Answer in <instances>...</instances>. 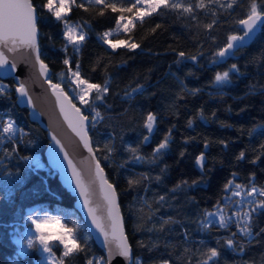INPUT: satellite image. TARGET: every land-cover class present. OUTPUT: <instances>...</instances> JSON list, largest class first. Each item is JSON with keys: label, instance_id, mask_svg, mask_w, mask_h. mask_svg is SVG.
I'll return each instance as SVG.
<instances>
[{"label": "trees", "instance_id": "16d2710c", "mask_svg": "<svg viewBox=\"0 0 264 264\" xmlns=\"http://www.w3.org/2000/svg\"><path fill=\"white\" fill-rule=\"evenodd\" d=\"M45 2L34 0L40 58L50 69L51 81L75 96L68 76H60L66 72L63 60L69 58L73 69L80 63L82 77L91 83L109 82L104 100L95 102L103 119L89 125V136L93 149H99L96 157L108 181L116 187L133 261L138 257L140 264H197L215 247L220 255L209 264H264V213L257 214L252 237L237 234L235 248L226 244L230 234L237 232L235 225L228 229L202 226L204 213L214 210L218 201L223 204L228 180L248 185L255 173L256 186H264V29H258L234 56L219 63L215 56L230 33L242 34L236 21L243 18L247 0L230 14L220 10L218 18L201 9L195 20L188 13L163 9L143 23L135 21L132 32L112 36L140 47L115 50L101 36L116 26L120 13L105 8L101 16L102 6L77 0L87 8L73 7L69 14L70 22L86 33L79 52L71 45L63 51V22L41 8ZM107 2L129 6L127 0ZM213 19H217L213 28H206ZM179 52L196 55L197 60L180 58ZM232 64L238 71L230 69ZM224 71H230L229 81L215 83V74ZM3 81L10 87L0 96V118L13 119L22 131L15 134V152L13 141L0 135V264H46L38 253L19 255L18 241L34 231L27 216L36 212L59 215L76 229L81 243L86 240V252L66 259L65 264L104 258L73 206L74 197L45 162L44 130L29 120L25 107L15 103L11 78ZM82 111L94 115L90 109L82 107ZM149 112L156 116L152 133L145 127ZM146 135L150 136L147 142ZM165 135H169L168 147L156 154L154 149ZM105 145L113 151H105ZM242 151L245 157L238 159ZM201 152L203 168L196 159ZM24 156L33 160L21 159ZM36 159L43 167H34ZM16 175L21 177L19 183H13ZM169 218L171 222L165 224ZM53 250L57 257L61 255V247Z\"/></svg>", "mask_w": 264, "mask_h": 264}, {"label": "snow or ice", "instance_id": "6c2138e0", "mask_svg": "<svg viewBox=\"0 0 264 264\" xmlns=\"http://www.w3.org/2000/svg\"><path fill=\"white\" fill-rule=\"evenodd\" d=\"M88 3L90 5L102 6L99 12L101 16L104 15L105 8L111 9L113 13H120L116 19V27L105 31L101 36L103 42L113 50L121 46L128 49L140 47L139 44L135 42L130 43L126 40H116L113 42L109 37L113 32L120 33L121 29L124 33L132 32L136 26L134 21L143 23L146 17H152L154 14L159 15L163 9L176 10L181 14L188 13L195 20L198 9L211 12L213 17L218 18V12L220 10L230 14L234 10V7H244V0H194V2H186V0H127L128 7H117L116 3H108L107 0H88ZM73 7L84 8L87 11L84 3L78 4L77 0H46L41 5V8L46 9L57 21L63 22V37L66 41L63 45V51L65 52H67L69 45L72 46L74 51L79 52L80 46L86 40V33L81 26H74L69 20V14ZM124 13H129L130 15L126 17ZM38 20L39 15L34 0H0V68H7L9 71L16 69V64L9 62V58L5 54L4 49L11 52L15 51L18 46H27L34 50L41 74L46 79L48 78V65L40 59V50L37 44ZM216 22L217 19H213L205 27L212 29ZM236 23L241 26L240 31L242 34L230 33L227 36L224 46L219 48L215 53V56L221 61L234 56L235 52L241 47H244L258 29H264V0H247L244 16L238 19ZM159 27L160 25L157 24L156 28ZM156 28H153L152 31L155 32ZM178 55L183 59L191 61L197 60L196 55L186 56L184 52H179ZM63 64L66 66V72H61L60 76L62 78L66 75L68 76L70 79L69 88L73 90L75 96L70 97L61 88L60 84L52 83L51 79H47V83L56 95L57 102L60 105V112L63 114L65 121L68 122V126L79 137L84 148L87 149L94 161V176L99 181L100 190L103 193V199L106 204V217L98 215L97 208L92 206L89 198V186L85 184L76 165L69 158L67 151L64 150L61 141L55 135L52 136V139L57 145H60V151L63 152V159L67 161V167L72 173L69 183L74 184V190H77L78 195L82 198L83 206L87 209L88 215L91 218V224L103 236V242L106 247L111 242H115L116 247L115 252L110 247L108 248L109 255L107 261L103 257L88 258L85 264H111L112 259L116 255L124 258L126 261H133L132 246L129 244L124 232L123 218L120 213L116 187L108 181L104 168L101 166V161L96 157V151H99V149H93L92 140L89 136V125H94L98 120L103 119L101 112L95 107V102L104 100V94L109 92V82L105 80L103 84L91 83L88 79L83 78L78 61L75 64V69L72 68L69 58H65ZM230 69L238 71L236 64H232ZM229 76L230 71L217 72L214 77V82L217 84L227 83ZM9 87V85L0 83V96H3ZM142 87L140 85L137 86L138 89H142ZM15 91L19 94V97L26 98V103L29 105L33 104L32 98L28 94L27 86L24 83H19L15 87ZM135 91L137 89H133V92ZM125 95H128V93ZM73 99L77 100L79 105L84 109H90L94 115H91V117L85 115L82 107H78L76 103H73ZM155 121L156 116L149 112L145 121V127L149 133H152L154 129ZM18 131L22 130L17 127L13 119L8 118L5 120L0 118V135H4L8 140L13 141L14 147L12 152L16 151L15 134ZM143 139L147 142L150 136L146 135ZM168 141L169 135H165L161 143L154 149V152L159 154L161 150L166 149L168 147ZM221 143L224 142L222 141ZM104 150L111 153L113 148L105 145ZM130 151L135 153L137 149L130 148ZM12 152H9L8 155H12ZM244 157L245 153L243 151L240 152L238 159H243ZM107 158V156L104 157V159ZM21 159L25 161L33 160L30 156H24ZM136 159L139 160L142 158L137 156ZM196 159L197 164L203 168L205 154L201 152ZM34 167H43L39 159L34 161ZM18 172L19 170L17 169ZM7 175L11 176L12 173H7ZM235 175L234 173L233 176ZM251 176L252 181L248 185L237 184L234 182V179L228 180L224 188L227 191H231L232 196L225 197L226 203L224 204L218 201V206L214 212L206 211L204 213L205 222L202 226L205 229L215 225H218L221 229H228L231 225L235 224L237 232H232L226 239V244L229 248H235L237 243L235 237L238 233L246 237H252L254 235L253 226L255 224V218L257 214L264 213V186H256L254 183L255 173H252ZM20 179L21 177L16 175L13 183H19ZM132 183L133 181L130 180L129 184ZM192 183L196 184L197 182L193 181ZM242 193V199H233V197H241ZM160 199L163 200V197ZM233 205L237 206L236 210L232 211L229 215L227 210ZM27 220L30 222L31 229L34 231L18 241L21 245L20 256H28L30 252L38 253L46 261V264H65L66 259L86 252V240L84 243H81V238L77 235L76 229L68 227L59 215L52 216L45 214L38 216L35 213H31L27 216ZM169 222H171L170 218L164 221L165 224ZM261 232H264V229H261ZM255 235H258V233ZM54 247L62 248L59 257L56 256L53 250ZM243 250L244 248L241 245L240 251L242 252ZM219 255L220 253L217 248H209L207 253L204 254L205 258L197 261V264H209L210 261H214ZM133 264H140V259L137 257L133 261ZM163 264H168V262L164 261Z\"/></svg>", "mask_w": 264, "mask_h": 264}, {"label": "water", "instance_id": "95a60500", "mask_svg": "<svg viewBox=\"0 0 264 264\" xmlns=\"http://www.w3.org/2000/svg\"><path fill=\"white\" fill-rule=\"evenodd\" d=\"M255 34L250 40L254 38ZM4 51L9 58V62H14L16 64V69L9 71L7 68H0V79L11 78L15 103L17 106L25 107L29 120L35 122L44 130L47 139V145L43 151L45 162L47 166L56 173L60 184L74 197L73 206L75 210L78 212L93 242L103 252L104 259L107 261L109 255L108 248L110 247L113 252L116 251L115 242H111L106 247L103 242V236L95 229L94 225L91 224V218L88 215L87 209L83 206L82 198L78 195V191L74 190V184L69 183L72 173L67 167V161L63 159V152L60 151V145H57L52 139V136L55 135L56 138L61 141L64 150L67 151L69 158H71L76 165L85 184L89 186V198L92 202V206L97 208L98 215L106 217V204L103 199V193L100 190L99 181L94 176V161L87 149L84 148L79 137L68 126V122L65 121L63 114L60 112V105L57 102L56 95L52 92L47 83V79H50V69L48 68L49 76L46 79L40 72L39 63L36 60L34 50L27 46H18L15 51L11 52L7 49H4ZM217 62L219 63L221 60L217 59ZM19 83H24L27 86L28 94L31 96L33 104L29 105L26 103V98H21L19 94L16 93L15 87ZM111 264H133V261H126L124 258L116 255L112 259Z\"/></svg>", "mask_w": 264, "mask_h": 264}, {"label": "rangeland", "instance_id": "374dc122", "mask_svg": "<svg viewBox=\"0 0 264 264\" xmlns=\"http://www.w3.org/2000/svg\"><path fill=\"white\" fill-rule=\"evenodd\" d=\"M86 2H88V0H85ZM108 1V0H107ZM135 11V10H134ZM128 15H130L129 13H127V15H125L126 17L128 16ZM135 22V21H134ZM72 23V22H71ZM74 26L75 25H78V24H75V23H72ZM80 26V25H79ZM116 27V26H115ZM114 27V28H115ZM82 28V27H81ZM113 28V29H114ZM108 31V30H107ZM121 32H123V30L121 29ZM120 32V33H121ZM116 34H119V33H115V32H113V34L109 37V39H111V40H113V42H115L116 40H123V39H112V36L113 35H116ZM107 45V44H106ZM108 46V45H107ZM3 81V79H0V83H2V84H6L4 81ZM7 85V84H6ZM245 191H247V189H245ZM232 196V192L231 191H227L226 190V195H225V197H231ZM225 197H224V199H223V204L224 203H226V201H225ZM243 198V193H242V196L241 197H233V199L234 200H240V199H242ZM236 205H233L231 208H229L227 211H228V214L230 215L231 214V212L232 211H235L236 210ZM245 207H246V205H245ZM216 210V208L214 209V210H212L213 212ZM36 215H38V216H43V215H45V214H47V213H44V212H40V213H38V212H36L35 213ZM47 215H49V214H47ZM205 222V221H204ZM233 225H235V224H233Z\"/></svg>", "mask_w": 264, "mask_h": 264}]
</instances>
